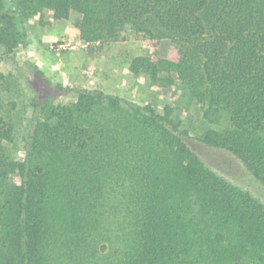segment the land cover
I'll use <instances>...</instances> for the list:
<instances>
[{
    "label": "trees",
    "instance_id": "16d2710c",
    "mask_svg": "<svg viewBox=\"0 0 264 264\" xmlns=\"http://www.w3.org/2000/svg\"><path fill=\"white\" fill-rule=\"evenodd\" d=\"M47 12L78 14L89 42L168 41L167 58L136 57L130 70L154 86L179 83L206 122L227 121L200 142L233 153L264 184V0H0L5 54ZM56 88L77 100H32L18 160L23 89L0 71V264H264V204L202 162L174 103L159 114L100 90Z\"/></svg>",
    "mask_w": 264,
    "mask_h": 264
},
{
    "label": "rangeland",
    "instance_id": "374dc122",
    "mask_svg": "<svg viewBox=\"0 0 264 264\" xmlns=\"http://www.w3.org/2000/svg\"><path fill=\"white\" fill-rule=\"evenodd\" d=\"M79 20L80 16L73 13L68 20L57 21L47 12L24 26L27 37L12 56L0 47V71L18 76L23 89V123L19 126L13 149L18 160L24 158V146L34 115L32 100L40 102L51 96L55 103L62 105L77 100L75 91L60 92L57 85L100 90L140 106L151 104L159 114H163L167 104L174 103V116L181 134L202 162L228 184L264 204V184L239 157L199 140L207 129L229 128L228 122H206L195 100L179 83L167 89L163 85L154 86L149 75L130 70L131 61L136 57L167 58L168 41L149 46L141 36L129 34L124 41L89 42L81 39L76 30L75 24ZM39 72L42 75L39 76Z\"/></svg>",
    "mask_w": 264,
    "mask_h": 264
}]
</instances>
